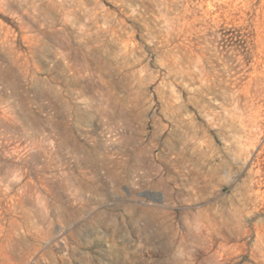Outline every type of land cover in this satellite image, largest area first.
I'll list each match as a JSON object with an SVG mask.
<instances>
[{
	"label": "rangeland",
	"instance_id": "rangeland-1",
	"mask_svg": "<svg viewBox=\"0 0 264 264\" xmlns=\"http://www.w3.org/2000/svg\"><path fill=\"white\" fill-rule=\"evenodd\" d=\"M0 264H264V0H0Z\"/></svg>",
	"mask_w": 264,
	"mask_h": 264
}]
</instances>
